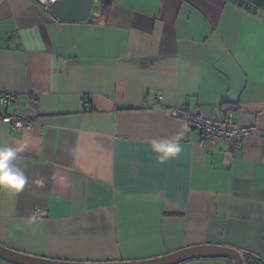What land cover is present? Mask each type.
I'll use <instances>...</instances> for the list:
<instances>
[{"label":"crops","instance_id":"crops-1","mask_svg":"<svg viewBox=\"0 0 264 264\" xmlns=\"http://www.w3.org/2000/svg\"><path fill=\"white\" fill-rule=\"evenodd\" d=\"M0 92L16 95L0 146L23 148L11 164L27 177L0 186V245L80 263L206 245L264 261V0H96L87 21L0 0ZM173 107L255 129L213 146ZM177 138L160 163L151 142Z\"/></svg>","mask_w":264,"mask_h":264},{"label":"water","instance_id":"water-1","mask_svg":"<svg viewBox=\"0 0 264 264\" xmlns=\"http://www.w3.org/2000/svg\"><path fill=\"white\" fill-rule=\"evenodd\" d=\"M96 0H58L50 6L51 13L61 21H87ZM0 257L13 264H179L195 258L226 257L232 264H247L238 250L227 246H192L144 261L121 263H80L54 260L22 254L0 245Z\"/></svg>","mask_w":264,"mask_h":264},{"label":"built area","instance_id":"built-area-1","mask_svg":"<svg viewBox=\"0 0 264 264\" xmlns=\"http://www.w3.org/2000/svg\"><path fill=\"white\" fill-rule=\"evenodd\" d=\"M40 3L51 6L58 0H38ZM15 94L0 92V112L4 107L13 102ZM159 99H163L160 95ZM171 115L180 119L188 130H198L213 146L220 140L226 141L232 149L239 148L244 139L254 131L253 126H243L233 119L232 113L224 118L206 117L199 112H194L187 107H173ZM2 121L11 124L16 129H30L33 120L24 119L16 115L3 114Z\"/></svg>","mask_w":264,"mask_h":264},{"label":"clouds","instance_id":"clouds-1","mask_svg":"<svg viewBox=\"0 0 264 264\" xmlns=\"http://www.w3.org/2000/svg\"><path fill=\"white\" fill-rule=\"evenodd\" d=\"M151 150L159 154L157 159L160 163L177 156L182 151L178 138L170 141H152ZM18 151H23V148L0 146V186L20 190L25 185L27 177L11 164Z\"/></svg>","mask_w":264,"mask_h":264},{"label":"trees","instance_id":"trees-1","mask_svg":"<svg viewBox=\"0 0 264 264\" xmlns=\"http://www.w3.org/2000/svg\"><path fill=\"white\" fill-rule=\"evenodd\" d=\"M247 257H248L247 264H264V261L257 256L248 254Z\"/></svg>","mask_w":264,"mask_h":264}]
</instances>
